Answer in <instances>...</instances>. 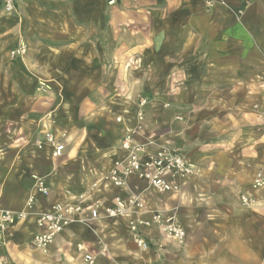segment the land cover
Masks as SVG:
<instances>
[{
    "label": "crops",
    "instance_id": "0c3cea01",
    "mask_svg": "<svg viewBox=\"0 0 264 264\" xmlns=\"http://www.w3.org/2000/svg\"><path fill=\"white\" fill-rule=\"evenodd\" d=\"M241 2L226 0L231 11L221 9L209 14L203 10L201 0H126L108 7L106 0H50L48 10L32 1L27 3L20 29L7 31L11 41L0 43V128L5 123L12 127L8 138L14 146L22 145L19 140L28 142L29 146L23 147L25 152L33 150V140L46 128L44 121L50 111L65 115V129L71 128L72 137L78 136L73 138L70 150L66 144L59 168L80 159L79 184L83 188L88 173L94 171L81 159L83 144H91L88 153L96 150L105 155L111 150L112 134L119 141L127 127L109 125L102 132L108 146L94 143L101 137L86 138L87 121L101 105L111 101L97 99L98 93L110 88V76L148 68L155 74L182 72L189 78L198 73L199 79L207 80L201 71L213 69L214 81L223 82L221 74L231 72L227 75L231 81L238 74L231 69H237L239 60L261 69L239 80L250 84L245 95L249 109L243 115L249 124L248 134L234 138L229 146L213 141L196 149V140L201 138L193 134L195 128L187 132V145L192 148L186 151L191 155L181 152L198 167V175L180 194L161 196L158 206L165 217L177 219L184 227L186 237L182 243L166 237L154 225L142 227L150 243V248L142 251L133 244L126 228L114 220H102L92 231L71 225L56 236L49 255H45L30 245L36 227L29 217L9 227L2 237L0 264H85L82 256L87 252L95 257L93 264H264V197L253 193L254 202L247 207L239 200L240 195H252L251 180L264 167V127L258 126V120L264 118V0L252 2L237 22L232 12L242 8ZM18 40H24L28 52L11 61L7 54L16 49ZM251 49L257 55L242 54ZM131 61L137 65L128 71ZM60 94L67 96L60 98ZM82 94L87 97L79 102L77 95ZM120 106V111L128 114L127 103ZM96 126L92 127L94 132L99 128ZM11 157L0 170V197L6 182H20L26 172L23 168L16 170V160ZM113 159L111 154L106 162L103 160L106 169ZM49 175L42 177L49 180ZM72 177L68 174L61 178L59 187L63 192L71 185ZM49 189L51 193L53 189ZM25 201L21 197L19 204L4 208L19 211L25 208ZM38 202L42 207L43 202L46 204L37 199L39 207Z\"/></svg>",
    "mask_w": 264,
    "mask_h": 264
},
{
    "label": "rangeland",
    "instance_id": "374dc122",
    "mask_svg": "<svg viewBox=\"0 0 264 264\" xmlns=\"http://www.w3.org/2000/svg\"><path fill=\"white\" fill-rule=\"evenodd\" d=\"M31 1L33 5H35L36 3L38 7L47 10L51 5L50 0H14V11L12 12V14H7L3 11V0H0L1 44L11 41V38L9 37L10 35L7 34V31H15L20 29L21 25L23 24V10L29 7V4L27 3H31ZM241 1V3H243L242 5H240L242 8L236 10L235 12H232L236 14L235 17L237 22L240 21V17L242 16L241 14H243L242 12L245 11L246 8H248L249 5L256 0ZM201 5L205 13L208 14L210 12L221 9H223L222 11L224 12L231 11L230 6H228V4L226 3V0H201ZM47 10H45V12ZM253 31L255 32V34L259 32V30L257 31L256 28L253 29ZM6 34L7 36H5ZM20 43L26 45L24 40H18L17 44ZM26 47L28 52V45H26ZM242 54L257 55L252 49L247 50L246 52H242ZM24 55L18 56L16 58H11L7 54V58L11 61H15L17 58H21ZM243 57L244 55L242 57L239 56L238 59H242ZM242 61L243 60H239L237 69H231L232 72L238 73L237 75L234 74V76L232 77V81L230 80V78H228V76H230L228 74H230L231 72L227 74H221L224 77L223 82H216V80L214 81L215 72H213V69H210V71H201V76L206 74L207 77V80H202L198 78V73H196L194 76H192L191 74V77L189 78L187 76L183 77L182 72L170 73V71H168L167 73L164 71L162 73L155 74L149 71L148 68L146 69V71L141 70V72H134L136 70H140L141 68L137 69L135 67V65L137 64L131 61L130 66L127 65L128 71H130V68H136V70L134 69L133 72L130 73V75L125 73L121 75L110 76L108 80L109 82H107L108 85H110V88L107 87L105 91L97 94V99L98 97H103L105 98L104 100L107 101L111 99V101H107L103 105H101V107L97 109L94 115L90 117L92 120L90 119V121H87L89 123V128H86V138L90 137L91 135L93 139L101 137L98 141L94 140V143L98 147H100V145L108 146L104 143V138H106V135L102 134V132L105 133V130L108 129L109 125H113L114 127L116 125L120 126V124L124 125L122 122L118 123L115 121V118L119 115L122 118L124 117V123L127 124V127L134 126V124L136 123L134 115L138 108L137 104L140 100H145V104L143 105L145 115L142 124L143 133L137 137L139 141L145 142L148 137H151L156 141L158 140L159 142H164V140H167L174 147L179 149L180 152L182 151L183 153L187 154L190 152H187L186 149L192 148V146L187 145V132L189 129L195 128L193 134L196 138H201V140H196V138L193 137L196 140V145L194 146V148L196 149L202 148L203 145H209L213 141L224 142L227 144V146H229V144L232 145L231 140H233L234 138L240 139L243 135H245V133L248 134L249 131L246 130L249 124L245 119H243V115L244 112L248 113L249 109V104L245 99V95L247 96L248 94V86H250V84H247L246 82L240 83L239 80L241 81L247 76L249 77L250 74L255 71L256 73H258L261 69V66H247ZM226 79L230 81L225 83ZM218 80H221L220 77H218ZM257 85L258 83H255V93L258 90ZM251 86L253 87L252 90H254V84H251ZM66 96L60 94L58 97L62 98ZM77 96H79V102H81V100L87 97V94ZM52 97L55 98V96ZM260 100L263 101V99ZM124 103H127L128 114H124L122 111H120V105ZM236 107L239 109L234 112L233 109ZM91 110L92 108L89 111ZM207 113L210 115L213 114V116L208 117ZM195 114V118L191 117ZM47 119V121H44L45 123L47 122L46 124H44L46 125V128H43L41 133L47 130H52L56 135H63L64 139L68 143V148L70 150L72 146H74L73 138H77L78 135L72 137L73 133L70 132L71 128L65 129L66 125L63 124L66 119L65 115L59 116V111L57 110L55 113H52L50 111V115H48ZM99 119H101L102 121H100ZM191 120L194 124H191ZM95 121L99 123L97 124L98 126L94 125L95 123L93 122ZM71 123L73 124V121H71ZM258 124L257 125L260 128L264 127V118H260L258 120ZM95 126L99 128L94 132V129L92 127ZM11 129L12 127L7 123L2 124V127L0 128V170H4V166H7V162L10 157L14 156L13 158H15L16 160V162H14L15 164L13 163L14 168L16 170L23 168L26 172L24 173L25 175L20 178V182H16L15 179H13L14 182H6L2 190L3 194L0 197V203L2 205V207L0 206L1 208L5 209L4 207L8 204H19L21 197H25L26 199H28L29 195L34 192V190H32L34 184L32 177L36 175L42 177L49 172L51 173V175L48 176L49 180L45 177L43 178L47 180L49 187H51V189L53 190L51 191L46 203H53V201L56 202L64 200L69 201L71 200L72 196L85 194V192L87 193V196L89 195V197L92 199L95 196H98V194L94 193L95 191L91 188L90 184L95 180H101V178L105 175L106 165L103 164V160L104 162H106L111 154L115 156L118 152L119 141L117 137H114V134H112L111 136V139H113L111 150L105 153V155L96 150L92 153H88L87 150L88 147H91V144L89 142L84 143L83 146L81 144V153L83 154L81 159L84 162H89V167H94V171H91L92 173H88V177L83 188V186H80L79 184L80 172L78 171L80 169L78 166L81 162L80 159H77L74 162L68 161V164L61 169L59 168V165L60 161L64 160V157L58 159H50L48 157L46 158L43 154L37 152L34 147L33 150H25L24 152L23 150L26 148V144L28 142L25 141L24 143L19 139L17 140H19L18 142L22 143V145L20 144L19 146H14L15 142L8 138V134H10L9 130ZM11 144L13 146H10ZM27 146H29V144H27ZM208 147L209 146H205V150L208 149ZM19 149V155H16ZM22 152H24L23 155ZM187 158L195 166L197 172L195 176H197L199 171L198 167L194 164L190 157ZM47 159H49V161ZM90 163H93V166H91ZM259 171H264V167H262V169L258 170L257 172ZM68 174L73 175V177L71 178L72 183L69 188L66 189L67 192H65L66 190L63 192V190L59 187L61 185V178L65 177L66 175L68 176ZM133 184L136 186V192H134L136 194L142 193L143 199L147 203L149 209L159 210V208H161L158 207L161 203V196L173 195H158L151 191L144 190L145 188L140 186L137 182H131V186H134ZM136 184H138V186ZM250 188L252 195H247L251 198H253V193L260 194L259 191L252 190V180ZM68 192H70L69 195ZM63 194L65 196H63ZM100 195L103 196V203L110 204L109 202L112 195L110 194L109 188H103ZM38 204L41 206L39 202ZM42 205L46 206L44 202L42 203ZM142 217L148 218L147 215H143ZM114 222H117L121 226L126 228V219L123 220V218H118V220H114ZM125 236L126 238L128 237L127 234ZM47 252L48 250L46 251V253L42 254L49 255Z\"/></svg>",
    "mask_w": 264,
    "mask_h": 264
},
{
    "label": "built area",
    "instance_id": "2783aa9c",
    "mask_svg": "<svg viewBox=\"0 0 264 264\" xmlns=\"http://www.w3.org/2000/svg\"><path fill=\"white\" fill-rule=\"evenodd\" d=\"M123 1L126 0H106L108 6ZM3 11L12 14L14 0H3ZM26 52V45L20 43L16 49L10 51L9 56L16 58ZM144 104L145 100L138 102L134 115L136 123L125 128L119 140L118 152L110 161L105 175L101 180L91 182V188L98 196L92 199L85 192L72 196L69 201H54L39 207L37 199L47 201L50 189L46 180L36 175L32 177L34 192L26 199L25 208L17 211L0 207V253L4 243L2 237L8 228L29 217L33 219L36 227V232L30 237V245L42 253H46L56 236L71 225H79L92 231L97 222L118 218L127 220L126 229L139 250L145 251L150 248V243L142 235L141 228L153 225L166 237L182 243L186 234L181 223L171 216L165 217L161 210L149 209L142 193L136 194V186L134 184L131 186V182L134 181L144 187V190L158 195L180 194L197 173L191 161L169 141L159 142L151 137L145 142L137 139L143 133ZM115 121L127 125L124 123V117L120 115ZM33 141L34 149L50 159L63 157L67 144L63 135H56L52 130L42 132ZM103 188L110 189L112 195L110 204L103 203V196L100 195ZM252 190L259 191L261 197H264V171H259L253 176ZM239 200L245 207L254 202L248 195L239 196ZM143 215H147L148 218H143ZM77 250H81L79 245ZM82 260L85 264H93L95 257L87 252L83 254Z\"/></svg>",
    "mask_w": 264,
    "mask_h": 264
},
{
    "label": "bare ground",
    "instance_id": "6f19581e",
    "mask_svg": "<svg viewBox=\"0 0 264 264\" xmlns=\"http://www.w3.org/2000/svg\"><path fill=\"white\" fill-rule=\"evenodd\" d=\"M9 54H10V53H9ZM69 194H70V193H69ZM69 194H68V195H69ZM26 201H27V200H26ZM26 201H25V203H24V206H25V207H26Z\"/></svg>",
    "mask_w": 264,
    "mask_h": 264
}]
</instances>
